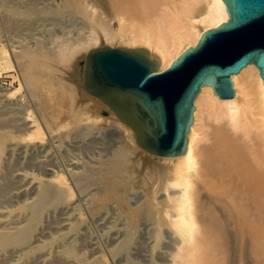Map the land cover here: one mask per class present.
<instances>
[{
    "label": "bare ground",
    "instance_id": "1",
    "mask_svg": "<svg viewBox=\"0 0 264 264\" xmlns=\"http://www.w3.org/2000/svg\"><path fill=\"white\" fill-rule=\"evenodd\" d=\"M227 20L222 0H0V30L11 35L0 36L1 65L21 81L0 89L12 115L0 121V171L16 151L32 157L31 175H0V206H18L0 212V264H264V85L254 65L231 77L232 99L201 88L180 156L143 150L84 88L90 50L143 48L161 72ZM42 28L46 41L34 34ZM91 222L103 243L91 242Z\"/></svg>",
    "mask_w": 264,
    "mask_h": 264
},
{
    "label": "water",
    "instance_id": "2",
    "mask_svg": "<svg viewBox=\"0 0 264 264\" xmlns=\"http://www.w3.org/2000/svg\"><path fill=\"white\" fill-rule=\"evenodd\" d=\"M222 1L228 20L204 32L161 72L143 48L103 46L85 57V90L132 129L136 143L150 154L185 153L202 87L232 99L231 77L248 65L257 68L264 85V0Z\"/></svg>",
    "mask_w": 264,
    "mask_h": 264
},
{
    "label": "rangeland",
    "instance_id": "3",
    "mask_svg": "<svg viewBox=\"0 0 264 264\" xmlns=\"http://www.w3.org/2000/svg\"><path fill=\"white\" fill-rule=\"evenodd\" d=\"M57 30V31H62V28L61 27H54V30ZM4 32V33H3ZM34 34H35V36H36V38H38V39H41V40H43V41H46L47 40V34H46V31L42 28V29H38V30H36V31H34ZM11 36L10 34H7L6 32H5V30L3 29V30H0V36H1V39L2 40H6V37L7 36ZM108 46V45H107ZM121 45H116V47H115V45L114 46H111V45H109L108 47H110V48H118V47H120ZM126 48V46H121L120 48ZM128 48V47H127ZM2 64V62L0 61V89H2V90H15V89H20V85H21V81H20V78H18V75L15 73V71L14 70H7V69H4L3 68V66L1 65ZM20 84V85H19ZM20 95H27L26 94V92H25V90L24 89H21V93H20ZM2 99H0V101H1ZM2 102V101H1ZM0 102V103H1ZM2 106H1V104H0V108H1ZM31 110H33L32 108H31ZM3 112H5V113H3ZM11 117H12V115L10 114V112L9 111H7L6 109H4V110H1L0 109V121H3V120H9V119H11ZM14 125V124H13ZM22 152L21 151H16L15 153H14V155L12 156V158L11 157H9V159H6V161H5V163H4V166H5V164L7 165V170H5L4 168H3V170H1L0 171V175L1 174H3V173H5L6 171H9V172H12V175H17V174H19V173H22V174H27V175H31L32 174V172H31V170H30V168L28 167V165H27V161L28 160H30V158H32L31 157V154L29 153V152H23L22 154H21ZM27 155H28V157H27ZM6 158H8V157H6ZM19 158V159H18ZM26 159V160H25ZM11 160V161H10ZM21 160H23V161H21ZM14 161V162H13ZM26 162V163H25ZM15 164V165H14ZM11 165V166H10ZM13 165L15 166V168L13 167ZM19 165V166H18ZM24 168H22V167ZM9 167H10V169H9ZM14 168V169H13ZM14 204V205H13ZM8 206L9 207H7V205H2L1 204V208H0V212H6V211H10V210H12V211H18L17 210V208H18V206H17V203H10V204H8ZM3 207V208H2ZM6 208V209H5ZM57 217V218H56ZM55 217V219H51V226L52 227H59V226H62L64 223V221H63V219H65V215H61V216H56ZM63 218V219H62ZM60 222H59V221ZM56 221V222H55ZM59 222V223H58ZM56 223V224H55ZM91 223H93V222H91ZM54 224V225H53ZM90 224V223H89ZM99 223H93V224H91V225H89L90 226V228H89V231L90 230H92V234L90 235V238L91 239H95L94 241L92 240L91 242L93 243V242H95L96 240L97 241H99V242H101V243H103L104 242V239H103V237H101L100 236V234H101V232H102V229L101 228H99V226L97 227V225H98ZM93 225V226H92ZM101 231V232H100ZM94 233H97V234H94ZM96 235V236H95ZM96 241V242H97ZM4 264H11V262L10 263H4Z\"/></svg>",
    "mask_w": 264,
    "mask_h": 264
}]
</instances>
